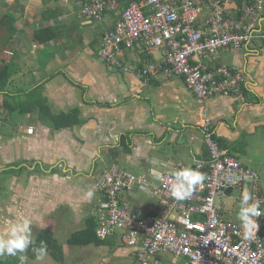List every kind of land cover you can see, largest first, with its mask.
<instances>
[{
	"label": "crops",
	"instance_id": "0c3cea01",
	"mask_svg": "<svg viewBox=\"0 0 264 264\" xmlns=\"http://www.w3.org/2000/svg\"><path fill=\"white\" fill-rule=\"evenodd\" d=\"M82 1L0 0V63L13 70L7 88L0 90V102L6 95L12 104L26 108L30 93L40 88L53 114L74 113L78 120L57 129L43 120L39 109L11 116L2 112L0 136L16 141L21 163L11 167L8 148L0 150L1 158L5 156L0 172L8 176L5 184L0 180V204L7 205L11 214L7 227L0 228V238H6L9 222L28 219L31 239L43 230L51 231L64 249L65 260L74 246L68 240L86 228L88 220L97 219L96 207L105 197L95 181L103 170L117 165L134 173L161 174L174 164L192 166L196 159L206 160V119L226 152L241 157L244 165L254 162L262 168L250 167L264 169L260 156L264 152V40L256 38L241 49L223 48L209 56L208 66L226 64L240 70L244 80L238 94L203 99L168 66L146 79L143 66L162 62L158 49L148 51L138 45L120 53L119 64L104 60L99 54L104 38L130 0H118V8L101 19L85 16ZM227 7L228 14L236 16L238 0H227ZM5 49L13 50L14 56H4ZM4 127L12 131L7 133ZM89 189L94 192L90 199ZM138 192H123L121 202L142 215L166 216L163 201ZM178 213L174 210L171 215ZM238 213L220 212L223 218L241 223ZM259 228L264 234V218ZM100 246L125 258L126 264H138L134 248L119 235L108 236ZM27 249L18 253V264L21 256H29Z\"/></svg>",
	"mask_w": 264,
	"mask_h": 264
},
{
	"label": "built area",
	"instance_id": "2783aa9c",
	"mask_svg": "<svg viewBox=\"0 0 264 264\" xmlns=\"http://www.w3.org/2000/svg\"><path fill=\"white\" fill-rule=\"evenodd\" d=\"M250 1L241 15L234 16L228 14L227 0H146L145 7L132 0L107 32L99 54L109 63L119 64L118 55L125 49L138 45L148 51L158 49L162 62L149 61L143 66L146 79L168 66L200 98L238 94L242 72L226 64L211 68L205 60L223 48L238 50L256 38L264 40V2ZM118 6V0H84L81 11L101 19ZM3 55L13 57L14 51L5 49ZM210 125L206 119L203 128L209 157L196 159L192 166L172 165L161 173L163 181L153 172L134 173L117 165L103 170L95 181L105 197L96 207L100 238L118 234L134 248L138 264H264L260 172L226 152L211 134ZM28 130L32 132L33 127ZM184 167L198 170L205 179L186 199L176 200L168 190V177ZM234 189L240 190V199L243 192L251 193L262 211L249 239H245L242 223L220 214L223 196H230ZM135 190L163 201L166 216L142 215L121 202V193ZM174 210L179 213L171 215ZM168 253L173 261L166 259Z\"/></svg>",
	"mask_w": 264,
	"mask_h": 264
},
{
	"label": "trees",
	"instance_id": "16d2710c",
	"mask_svg": "<svg viewBox=\"0 0 264 264\" xmlns=\"http://www.w3.org/2000/svg\"><path fill=\"white\" fill-rule=\"evenodd\" d=\"M130 0L128 4L131 2ZM137 1L145 7L146 0H133ZM246 3H251L250 0H238L239 10L236 16H239L243 13V5ZM128 6V5H127ZM13 74L12 67L9 64L2 65L0 63V90H4L7 88L9 79ZM28 107H24L22 103L20 104H12L9 102L8 96L5 95L3 102H0V119L3 111H6L8 116L13 115L16 111H21L22 113H26L27 111H34L39 109V113L42 115L43 120L50 123L54 128H62L66 126H73L76 124L74 113H65L61 112L58 114H53L50 111V106L48 105V101L42 95V91L40 88L35 89L29 95ZM4 109V110H3ZM214 136V135H213ZM215 138V136H214ZM218 140V139H217ZM219 144L223 147V142L219 141ZM16 169H12L11 171H15ZM97 220V219H96ZM94 218H91L87 221L86 228L75 232L72 237L68 240V243L71 245H89L96 244L102 245L105 243V239H102L98 236L97 233V225L98 220L96 221ZM41 241L46 245V250L52 254L56 260L63 263L65 261L64 249L62 245L54 237L53 233L49 230H43L38 234V237L34 240V243L29 245L27 249V254L30 257H36L41 252H37L35 249L40 247ZM19 255L9 256L3 255L0 256V264H18ZM15 261V262H13Z\"/></svg>",
	"mask_w": 264,
	"mask_h": 264
},
{
	"label": "rangeland",
	"instance_id": "374dc122",
	"mask_svg": "<svg viewBox=\"0 0 264 264\" xmlns=\"http://www.w3.org/2000/svg\"><path fill=\"white\" fill-rule=\"evenodd\" d=\"M2 32L0 31V43L2 41L1 38ZM159 55V53H158ZM3 130H6V132H11L12 129L9 127H4ZM16 129H14L15 131ZM2 134V126H0V135ZM7 149L8 148V152H9V159H11L12 165L11 167H16L21 163V160L18 158L20 157L19 154L17 156V152H16V141H8L7 138L2 139L0 136V150L1 149ZM1 154V151H0ZM260 156L264 158V152H260ZM3 158H5V156L2 155V158L0 156V160H2ZM240 160L242 162H244V160L240 157ZM100 161H97V164H99ZM248 165L257 168L258 170L262 167H258L256 163L254 162H246ZM2 165L5 164V161H2L1 163ZM121 167V166H119ZM17 176L21 177V173H19L18 169H17ZM260 172V185L261 187L264 189V169ZM16 173V172H15ZM16 176H13L12 178H10L11 180L15 179ZM8 176L6 175V172H0V180L1 183L5 184L6 180H7ZM140 191L138 192L139 196H143V197H148V195H146V193H144L141 190H137ZM240 190L239 189H234L231 192L230 196H223L222 199V208L220 210L221 213H238L240 211V205H241V199L239 198L240 196ZM122 194V193H121ZM150 198V197H148ZM219 198H216V205L219 204ZM10 212L8 210L7 205H2L0 204V228L2 225H4L3 227H7L6 225V219L8 218V216H10ZM17 223L16 220H12V222H9V226H12L13 224ZM32 235L34 236V233H32ZM118 235V234H117ZM1 236V234H0ZM32 236V237H33ZM35 239V238H34ZM62 244H65L63 240H61ZM72 248L74 249H68L67 252V260H65L64 263L59 262L58 260L55 259V257L50 254V252L48 251H43L39 254V256H37L36 258H32L29 256L25 255V264H126L127 260L123 257H116L113 256L112 253L108 250V248L100 246V245H96V244H89V245H74L72 246ZM136 256V255H135ZM66 258V257H65ZM131 258H129L130 261ZM132 262H134V258H132ZM166 259H169L170 261H173V256L172 253H168L166 255ZM137 260V257H136ZM123 262V263H122ZM138 262V261H137Z\"/></svg>",
	"mask_w": 264,
	"mask_h": 264
},
{
	"label": "clouds",
	"instance_id": "9594fccd",
	"mask_svg": "<svg viewBox=\"0 0 264 264\" xmlns=\"http://www.w3.org/2000/svg\"><path fill=\"white\" fill-rule=\"evenodd\" d=\"M155 178L161 181L165 179L158 172L155 173ZM204 179L205 176L198 170L184 167L170 174L168 177V190L176 200H184L191 195L192 190ZM93 195L94 192L91 189L86 192L89 199ZM250 201L253 202L249 203ZM261 213L259 202L253 200L251 193L243 192L238 218L245 228V239L251 238L252 229L258 227L256 217H259ZM30 223L28 219H22L9 228L6 238H0V256H16L18 253H23L29 245L34 243L31 239ZM35 250L38 253L43 252L46 250V245L41 241L40 247ZM20 259L21 264H23L25 257L21 256Z\"/></svg>",
	"mask_w": 264,
	"mask_h": 264
}]
</instances>
